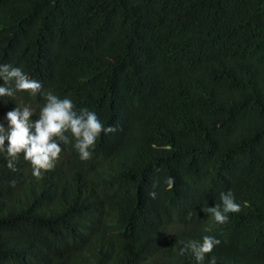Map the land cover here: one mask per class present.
Wrapping results in <instances>:
<instances>
[{
	"label": "trees",
	"instance_id": "1",
	"mask_svg": "<svg viewBox=\"0 0 264 264\" xmlns=\"http://www.w3.org/2000/svg\"><path fill=\"white\" fill-rule=\"evenodd\" d=\"M3 64L116 131L42 179L0 153V264H197L206 235L202 264H264V0H0Z\"/></svg>",
	"mask_w": 264,
	"mask_h": 264
},
{
	"label": "clouds",
	"instance_id": "2",
	"mask_svg": "<svg viewBox=\"0 0 264 264\" xmlns=\"http://www.w3.org/2000/svg\"><path fill=\"white\" fill-rule=\"evenodd\" d=\"M0 97H14L17 92H27L32 97L42 94L45 103L40 108L37 119L33 120L30 107L16 106L7 112V127L0 123V153L6 154L7 167L16 171L15 162L21 154L32 168V175L42 179L43 174L54 169L62 152L61 144L74 141V148L82 161L92 157V150L101 133H114V126L105 127L94 112L87 108L76 109L71 99H61L52 92H42V84L30 79L21 68L9 64L0 65ZM171 186L174 180L169 178ZM155 192L149 196L156 198ZM222 207H210L211 214L218 224L228 221L229 213H239L241 205L235 202L231 191L220 193ZM220 244L213 236H204L202 242L189 241L181 249V254L190 252L197 264H202L207 254ZM210 264H216L215 257Z\"/></svg>",
	"mask_w": 264,
	"mask_h": 264
}]
</instances>
